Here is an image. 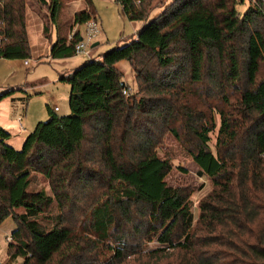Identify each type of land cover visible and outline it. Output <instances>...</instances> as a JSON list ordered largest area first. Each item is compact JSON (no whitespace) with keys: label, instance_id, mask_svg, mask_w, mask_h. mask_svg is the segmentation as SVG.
I'll use <instances>...</instances> for the list:
<instances>
[{"label":"trees","instance_id":"trees-1","mask_svg":"<svg viewBox=\"0 0 264 264\" xmlns=\"http://www.w3.org/2000/svg\"><path fill=\"white\" fill-rule=\"evenodd\" d=\"M151 1L115 0L132 22L148 20ZM34 2L47 8L56 34L51 59L74 57L81 32L67 34L95 18L91 1L83 0L65 34L63 0ZM237 4L168 0L128 44L60 77L70 89L69 115L47 107L48 120L20 150L0 126V225L16 224L5 238L9 260L264 264V0H250L242 13ZM29 6L0 0V59H31ZM42 34L51 37L45 25ZM120 61L134 73L131 94L121 86ZM166 133L211 181L196 220L188 195L165 182L172 166L158 147ZM35 176L50 194L32 187Z\"/></svg>","mask_w":264,"mask_h":264},{"label":"rangeland","instance_id":"rangeland-1","mask_svg":"<svg viewBox=\"0 0 264 264\" xmlns=\"http://www.w3.org/2000/svg\"><path fill=\"white\" fill-rule=\"evenodd\" d=\"M100 33L93 43H98L92 50V56L98 57L115 47H123L136 37L138 31L158 15L168 0H153L150 2V13L146 22L129 21L120 11V6L115 0H90ZM250 0H238L236 9L239 13L246 10ZM31 21L34 27L29 26V46L31 59L29 66L25 67L21 60L0 59V126L11 135L8 144L20 150L25 137L33 131L38 122H45L50 109L57 107L58 116L70 114L68 107L69 86L60 80L81 66L87 58L74 56L69 59H51L50 48L55 41V31L48 20V10L45 6L29 0ZM85 8L83 0H63V9L59 16L60 29L65 34L72 25L73 14ZM40 18V21L37 19ZM40 22V23H39ZM52 32L50 39H45L41 32L43 26ZM83 33V28H80ZM67 34V38H68ZM116 68L122 74L121 82L127 85V93L136 91L134 73L127 61H120ZM11 91L8 96L1 97L6 91ZM30 96L27 103L22 98ZM215 106L217 102L213 101ZM221 106V102H219ZM218 124V120H217ZM216 130L210 134V147L215 143ZM158 156L169 160L172 169L165 178L166 184L171 188L182 189L189 197L194 220L198 216L199 202L212 190L211 181L199 174L198 167L191 157L172 135H163L162 143L158 147ZM35 190L42 189L50 194L48 182L41 176H35L32 181ZM16 228L15 222L8 218L0 225V264H20L21 260H9L5 238L10 236ZM155 244H148V248ZM124 264H169L165 259L150 260L146 257H135Z\"/></svg>","mask_w":264,"mask_h":264},{"label":"built area","instance_id":"built-area-1","mask_svg":"<svg viewBox=\"0 0 264 264\" xmlns=\"http://www.w3.org/2000/svg\"><path fill=\"white\" fill-rule=\"evenodd\" d=\"M81 27L83 28V33H81L80 41L75 45L74 54L77 57H85L87 59H90L92 57V46L94 44L93 42L100 33V29L96 18H92L82 26L76 25L69 33L68 40L72 39L74 34ZM23 64L27 65L28 61H25ZM123 94H126V91H123ZM58 110L59 109L57 107L52 108V111L54 113L58 112ZM6 240L9 241L10 238H6Z\"/></svg>","mask_w":264,"mask_h":264},{"label":"crops","instance_id":"crops-1","mask_svg":"<svg viewBox=\"0 0 264 264\" xmlns=\"http://www.w3.org/2000/svg\"><path fill=\"white\" fill-rule=\"evenodd\" d=\"M31 17H33L30 13V6L27 8L26 10V31H27V35H28V40H29V26H33L34 27V22L31 21ZM39 21H40V18H37ZM40 23V22H39ZM41 32H42V28H41ZM52 34V32H50V35ZM98 44V43H97ZM24 63V62H23ZM29 61H28V64L27 65H24L25 67L29 66ZM59 112V110H58Z\"/></svg>","mask_w":264,"mask_h":264},{"label":"water","instance_id":"water-1","mask_svg":"<svg viewBox=\"0 0 264 264\" xmlns=\"http://www.w3.org/2000/svg\"><path fill=\"white\" fill-rule=\"evenodd\" d=\"M98 44L97 43H94L92 48L96 47ZM121 86L123 87V83H121Z\"/></svg>","mask_w":264,"mask_h":264}]
</instances>
